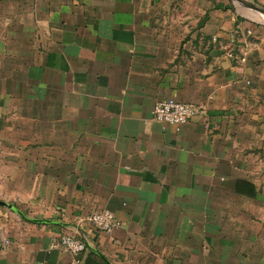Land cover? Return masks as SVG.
<instances>
[{
  "label": "crops",
  "instance_id": "crops-1",
  "mask_svg": "<svg viewBox=\"0 0 264 264\" xmlns=\"http://www.w3.org/2000/svg\"><path fill=\"white\" fill-rule=\"evenodd\" d=\"M253 5L0 0V200L17 209L0 205V264H264ZM168 98L203 111L177 130L152 119ZM100 209L110 234L86 220Z\"/></svg>",
  "mask_w": 264,
  "mask_h": 264
},
{
  "label": "built area",
  "instance_id": "built-area-1",
  "mask_svg": "<svg viewBox=\"0 0 264 264\" xmlns=\"http://www.w3.org/2000/svg\"><path fill=\"white\" fill-rule=\"evenodd\" d=\"M251 33V31H248ZM241 61H245V57H238ZM203 106L196 105L187 101H180L175 98H168L156 102L152 109V119L161 123L173 125L179 130L189 119L200 114ZM86 220L97 229L106 233H112L121 225V221L109 209H100L90 213ZM61 245L72 253L77 259L84 252L87 243L74 234H64L61 236Z\"/></svg>",
  "mask_w": 264,
  "mask_h": 264
},
{
  "label": "water",
  "instance_id": "water-1",
  "mask_svg": "<svg viewBox=\"0 0 264 264\" xmlns=\"http://www.w3.org/2000/svg\"><path fill=\"white\" fill-rule=\"evenodd\" d=\"M253 6L258 7V8H261V9H264V7H261V6H257V5H253ZM243 11L246 12L245 9H243ZM257 18H258V21H259V22L264 23V18H263V17H261V16L258 15ZM0 205H3V206H6V207H9L10 209H14V210L17 211V209H16L12 204H9V203H7V202H5V201L0 200ZM20 214H21L22 216L26 217V216L24 215V213L20 212ZM33 220H35V221L38 220V221H39V219H33Z\"/></svg>",
  "mask_w": 264,
  "mask_h": 264
},
{
  "label": "bare ground",
  "instance_id": "bare-ground-1",
  "mask_svg": "<svg viewBox=\"0 0 264 264\" xmlns=\"http://www.w3.org/2000/svg\"><path fill=\"white\" fill-rule=\"evenodd\" d=\"M253 10H254V12H255L257 15H259V16H261V17L264 18V9L258 8V9H253Z\"/></svg>",
  "mask_w": 264,
  "mask_h": 264
},
{
  "label": "trees",
  "instance_id": "trees-1",
  "mask_svg": "<svg viewBox=\"0 0 264 264\" xmlns=\"http://www.w3.org/2000/svg\"><path fill=\"white\" fill-rule=\"evenodd\" d=\"M98 256V255H97ZM102 261H99V262H94V264H100Z\"/></svg>",
  "mask_w": 264,
  "mask_h": 264
}]
</instances>
